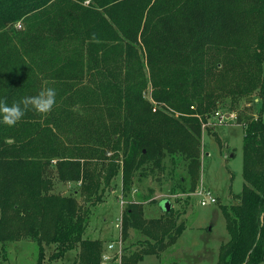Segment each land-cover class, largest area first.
I'll return each instance as SVG.
<instances>
[{"label":"trees","instance_id":"1","mask_svg":"<svg viewBox=\"0 0 264 264\" xmlns=\"http://www.w3.org/2000/svg\"><path fill=\"white\" fill-rule=\"evenodd\" d=\"M263 53L264 0H0V99L11 105L56 90L48 114L29 110L14 126L0 120V241L34 239L36 264L78 244L76 264H100V241L81 237L86 209L47 194V182L80 181L89 197L120 166L125 176L143 161L161 169L166 156L183 157L194 182L202 122L220 106L230 112L254 97L262 110ZM236 120L244 184L219 206L228 239L214 264H259L264 119L239 113ZM112 145L121 164L112 159L104 168ZM142 212L139 204L124 208L122 238L136 226L147 235L135 250L133 242L124 246L115 264L160 253L184 229L170 209L149 220ZM42 243L55 245L47 259Z\"/></svg>","mask_w":264,"mask_h":264},{"label":"rangeland","instance_id":"2","mask_svg":"<svg viewBox=\"0 0 264 264\" xmlns=\"http://www.w3.org/2000/svg\"><path fill=\"white\" fill-rule=\"evenodd\" d=\"M262 61L264 65V53ZM144 91L148 96L149 84ZM259 102L257 97L253 98L252 105L249 101H241L240 106L230 112L220 106L202 122L198 145V177L194 182L190 181L186 171L187 161L183 157L171 162L166 156L162 160L161 169L153 167L149 161H143L125 176L120 166L109 178V182L101 181L89 197H86L85 192L82 194L80 181H59L56 178L47 182L46 192L50 196L72 197L81 205L82 210L86 209L81 237L100 241V264L119 263L123 247L133 242L130 250H135L138 246L134 242L147 235L136 226L129 228L127 237L122 238V215L127 205H141L142 217L149 220L164 216L165 202L169 205L170 216L184 225L183 231L165 250L158 254H146L133 264H166L171 261L177 264H214L219 246L228 239L219 206L228 204L233 194L239 192L244 184L243 127L237 122L236 116L239 113L253 117L259 115L264 119V105L260 111ZM103 154L104 168L110 167L112 159L121 164L122 155L118 146L112 145ZM96 162L99 163V160ZM192 183L194 187L190 190ZM204 187L214 194L215 202L200 204L199 190ZM41 247L47 259L55 245L42 243ZM78 249L77 244L51 264H76ZM38 251L37 242L27 236L0 241V264H36ZM259 264H264V258Z\"/></svg>","mask_w":264,"mask_h":264},{"label":"clouds","instance_id":"3","mask_svg":"<svg viewBox=\"0 0 264 264\" xmlns=\"http://www.w3.org/2000/svg\"><path fill=\"white\" fill-rule=\"evenodd\" d=\"M257 102H259L258 97ZM55 104L56 90L50 87L41 89L36 95L25 96L11 105L7 104L6 99H0V120L8 126H14L27 111L32 110L46 115Z\"/></svg>","mask_w":264,"mask_h":264},{"label":"built area","instance_id":"4","mask_svg":"<svg viewBox=\"0 0 264 264\" xmlns=\"http://www.w3.org/2000/svg\"><path fill=\"white\" fill-rule=\"evenodd\" d=\"M200 204L205 205L216 201V197L212 194L211 190L207 187L200 188ZM120 220V218H119ZM105 255H103L104 257Z\"/></svg>","mask_w":264,"mask_h":264},{"label":"water","instance_id":"5","mask_svg":"<svg viewBox=\"0 0 264 264\" xmlns=\"http://www.w3.org/2000/svg\"><path fill=\"white\" fill-rule=\"evenodd\" d=\"M164 208H165L166 210L169 209V205H168V203L165 202V204H164Z\"/></svg>","mask_w":264,"mask_h":264}]
</instances>
